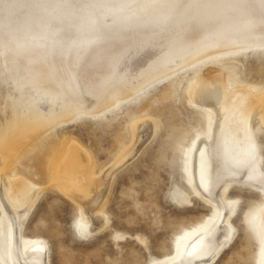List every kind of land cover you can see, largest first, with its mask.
Masks as SVG:
<instances>
[{
	"label": "bare ground",
	"instance_id": "1",
	"mask_svg": "<svg viewBox=\"0 0 264 264\" xmlns=\"http://www.w3.org/2000/svg\"><path fill=\"white\" fill-rule=\"evenodd\" d=\"M257 46H264V0H0V168L1 159L6 162L0 169V262L50 264L45 243L22 234L20 206L41 189L32 178H14L17 193L9 195L3 179L37 135L80 111L97 115L115 107L183 67ZM7 50L11 68L1 62ZM224 73L212 72L194 88L191 102L201 124L186 160L191 188L214 205V215L182 238L164 264L217 261L235 238L231 216L239 198H228L229 185L264 188V89L237 88ZM145 123L135 126L132 148L99 177L91 154L66 144L54 180L80 203L79 235L107 223L115 171L163 125L152 120L143 133ZM45 163L41 173L50 169ZM182 194L172 188L176 201ZM259 228L257 263L264 264V211Z\"/></svg>",
	"mask_w": 264,
	"mask_h": 264
},
{
	"label": "rangeland",
	"instance_id": "2",
	"mask_svg": "<svg viewBox=\"0 0 264 264\" xmlns=\"http://www.w3.org/2000/svg\"><path fill=\"white\" fill-rule=\"evenodd\" d=\"M40 42L49 45L47 40ZM239 53L231 58L217 56L222 59L217 63L206 58L183 67L120 99L115 107L97 115L80 111L37 135L3 176L6 185L10 184L6 187L9 195L17 193L10 183L14 178H32L41 189L36 200L20 206L24 238L43 241L50 264H164L175 257L180 240L209 222L215 211L212 203L191 188L187 174L188 150L198 139L201 124L191 102L194 88L210 73L225 72L237 88L264 89V46ZM10 56L7 50L1 60L7 67ZM158 119L163 124L158 134L138 146L115 171L105 226L79 235L75 223L81 216L80 203L54 180V167L66 144L74 142L91 154L93 176L99 177L136 143L133 132L137 124L146 121L144 133L145 126ZM1 162L3 171L6 162L3 158ZM44 163L50 169L41 173ZM175 185L183 192L182 202L172 196ZM250 185H229L228 198H239L231 216L235 238L213 264H258L264 188ZM1 215L0 206V219Z\"/></svg>",
	"mask_w": 264,
	"mask_h": 264
}]
</instances>
